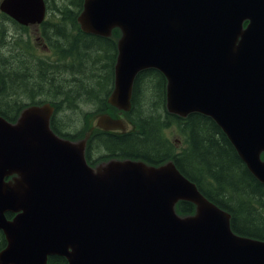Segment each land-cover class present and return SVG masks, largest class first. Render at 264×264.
Returning <instances> with one entry per match:
<instances>
[{
  "label": "water",
  "instance_id": "1",
  "mask_svg": "<svg viewBox=\"0 0 264 264\" xmlns=\"http://www.w3.org/2000/svg\"><path fill=\"white\" fill-rule=\"evenodd\" d=\"M0 10L28 25L43 20L46 3L0 0ZM77 21L85 33L121 32L111 105L129 110L136 74L159 70L167 111L210 117L264 184V0H83ZM52 112L44 103L14 123L0 115V264H46L49 254L66 264H264V240L235 233L230 214L172 160L92 168L89 134L57 136ZM95 126L126 128L107 113ZM179 200L195 213L177 214Z\"/></svg>",
  "mask_w": 264,
  "mask_h": 264
},
{
  "label": "trees",
  "instance_id": "2",
  "mask_svg": "<svg viewBox=\"0 0 264 264\" xmlns=\"http://www.w3.org/2000/svg\"><path fill=\"white\" fill-rule=\"evenodd\" d=\"M61 1V5L54 3L52 6L50 2L47 5L50 11L54 9L45 22L43 33L49 53L46 65L33 66L38 75L32 73L33 70L24 72V63L17 60L16 66L24 67L21 68L23 71H16L13 60L5 58L4 69L0 68V91L8 87L3 97L10 100H0V114L14 121L25 105L48 101L54 106L53 129L73 139L82 130L76 133L63 130L62 122L65 125L69 122L59 118L60 108L65 106L74 110L81 99L91 100L95 107L98 105L96 111L105 109L101 96L113 72L120 30L114 28L109 37L85 33L77 22L83 0ZM55 11L60 16H54ZM20 54L24 55L23 52ZM76 59L82 62L73 65ZM67 69L78 71L79 79L67 78L71 73ZM163 81L161 73L152 68L136 75L129 112L136 130L117 136L94 133L88 141V162L95 164L108 152L142 159L153 165L173 160L179 171L195 182L204 196L230 214V225L235 233L264 240V184L247 169L227 136L210 117L198 112L181 117L166 110ZM48 85L50 98H40L36 90L40 88L47 92ZM19 94L28 95L30 103L12 98ZM171 129L183 136L182 141L169 136ZM94 144L95 147L104 146L108 152L103 154L99 150V158L92 159L89 153ZM175 209L181 215L193 214L195 206L189 201H178ZM47 264H66V259L49 257Z\"/></svg>",
  "mask_w": 264,
  "mask_h": 264
},
{
  "label": "flooded vegetation",
  "instance_id": "3",
  "mask_svg": "<svg viewBox=\"0 0 264 264\" xmlns=\"http://www.w3.org/2000/svg\"><path fill=\"white\" fill-rule=\"evenodd\" d=\"M1 13L4 14L3 12H1ZM11 21L17 25L16 28L18 30H20V32L25 30V32L27 33V30L29 28L28 26H30V25H35L36 29H37V36L35 37V39H32V35L27 34L26 35V39L24 40V41H26V49L23 51L24 57L20 54L21 57L24 58V59H21V62L24 63V65H25L26 61L29 62L28 65H25L26 69L24 70V72L26 70H28V72H29V70H33L36 67L42 66V64L46 65L47 64V53H48L47 47L48 46H47L46 40L43 37V33L45 31V22L47 21V19L42 20L38 24L37 23L36 24H29V25H25V26L17 24L13 19H11ZM14 50L18 51L17 45L13 47V51ZM8 58H11V57L8 56ZM23 60H25V62ZM33 66H34V68H33ZM2 69H4V67ZM40 70H41V68H40ZM36 72H38V71H36ZM162 77L164 78L163 84H164V94H165L166 79H165V77L163 75H162ZM0 87H1V84H0ZM113 88H114V65H113L112 75L110 74L109 83L107 84V86L104 89V91L102 93V96H101V97H103V100H104L103 104L105 106V109L103 111H95V112L92 113L93 120H94L93 121V125H94L95 128H97L99 130H103V129H100V128L96 127L95 124H96V122L98 120V117L101 114L108 112V113H110V116H112L113 118H120L125 123H127V125H126L127 129H126V131H125V129H120V128L112 129V130H104V132L100 131V133H99L100 135H101V133L102 134L105 133V134L117 136V135L124 134L126 132L134 131V129H133L134 127L129 123L130 121H132L131 118L129 117V112H131V111L125 112V111H122L120 108L114 107L113 105H112L113 106L112 107L111 104L108 101L109 96H110ZM5 89H8V87H6V88L3 87L2 90L0 91V100L8 101V100H10L9 97H6V96L3 97V92H5ZM133 90H134V88H133ZM132 94H133V91H132ZM4 95H5V93H4ZM16 97H18L20 100L25 102L24 104H26L27 102L30 103V97H28V95L19 94V95H16V96L14 95L12 98H16ZM40 98H42V97H40ZM25 100H27V101H25ZM131 107H132V103H131ZM99 150H102L104 152L103 154H106L108 152V151H106L104 146L95 147V144H94L92 149H91V151H90V153H89V156L92 159L99 158V155H97V152ZM111 158L123 159V158H131V157L122 156L120 153H117V152H108V154L105 155V158L101 159L100 162L108 160V159H111ZM132 159H135V158H132ZM8 214H11V213H6L5 214L6 218H9ZM6 245H7V239H6L5 235L3 234V232L0 230V250L5 248ZM53 256H58V255H50L49 257H53Z\"/></svg>",
  "mask_w": 264,
  "mask_h": 264
},
{
  "label": "rangeland",
  "instance_id": "4",
  "mask_svg": "<svg viewBox=\"0 0 264 264\" xmlns=\"http://www.w3.org/2000/svg\"><path fill=\"white\" fill-rule=\"evenodd\" d=\"M46 4L48 5V2L51 3L52 6H54V3L60 4L62 1L61 0H45ZM67 2L70 3V0H67ZM61 5V4H60ZM48 8V6H47ZM52 8V7H51ZM54 12V9H52L50 11V9L48 8V18L51 17V13ZM54 16H60L56 11ZM17 25L15 23H13L11 21V19L9 17H7L6 15L2 14L0 11V68H3L5 66L4 64V60L5 58L8 59V56L11 57L9 60H13V67H15L14 69L17 70H21L23 71L21 68L24 67V65H21L19 67L16 66L18 64V62H21V59H24L21 57L20 52H23L26 49V41H24L26 39V35H32V39H35V37L37 36V29L35 25H30L28 26V30L27 33L25 32V30H23L22 32H20V30H18ZM17 45V49L18 51L14 50L13 51V47ZM20 51V52H19ZM49 53V51H48ZM24 57V55H23ZM18 62H17V61ZM25 62V60H23ZM82 60H78L76 59L75 64H79L81 63ZM21 64V63H20ZM29 62L26 61L25 65H28ZM69 72L67 75V78L71 79V78H75V79H79V76L76 74L78 71L72 70V69H67ZM72 72H75L74 74ZM34 74L38 75L37 72H35V70L33 69ZM40 75L42 73H39ZM81 77V76H80ZM49 85H48V91L44 92L42 91V89H38L36 90L37 92H39V96L43 97V96H47V99L50 98V90H49ZM150 89V88H149ZM27 101V100H25ZM91 100H78L76 103V108L74 110H68L66 109V107L64 106V108H60L59 111V118L62 117L66 122H69V124H64V121L61 124V128L65 131H70V132H75V129L79 128L81 126V122H83V120L85 119V117L88 115L89 118L87 119L85 125L87 128H90V125H93V115L90 113L91 110H93L95 107L94 105L91 103ZM95 102V101H93ZM98 106V105H97ZM89 113V114H88ZM69 115V116H67ZM92 117V118H91ZM85 121V120H84ZM92 132V130L87 131L86 134H90ZM177 130L171 129L168 131L169 136L173 137V138H177V139H183V136H178L177 134ZM178 145V143H177Z\"/></svg>",
  "mask_w": 264,
  "mask_h": 264
},
{
  "label": "bare ground",
  "instance_id": "5",
  "mask_svg": "<svg viewBox=\"0 0 264 264\" xmlns=\"http://www.w3.org/2000/svg\"><path fill=\"white\" fill-rule=\"evenodd\" d=\"M125 123V122H124ZM125 125H127V123H125ZM127 127V126H126ZM12 180V179H11Z\"/></svg>",
  "mask_w": 264,
  "mask_h": 264
}]
</instances>
